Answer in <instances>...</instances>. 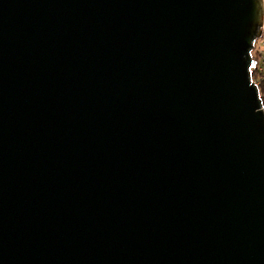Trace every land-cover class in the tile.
<instances>
[{
    "label": "water",
    "instance_id": "obj_1",
    "mask_svg": "<svg viewBox=\"0 0 264 264\" xmlns=\"http://www.w3.org/2000/svg\"><path fill=\"white\" fill-rule=\"evenodd\" d=\"M264 0H0V264H264Z\"/></svg>",
    "mask_w": 264,
    "mask_h": 264
},
{
    "label": "built area",
    "instance_id": "obj_2",
    "mask_svg": "<svg viewBox=\"0 0 264 264\" xmlns=\"http://www.w3.org/2000/svg\"><path fill=\"white\" fill-rule=\"evenodd\" d=\"M255 54V65L252 68L254 73L253 82L259 87L260 96L263 102L264 109V27L263 34L255 42V47L252 51ZM262 87V92H261Z\"/></svg>",
    "mask_w": 264,
    "mask_h": 264
},
{
    "label": "rangeland",
    "instance_id": "obj_3",
    "mask_svg": "<svg viewBox=\"0 0 264 264\" xmlns=\"http://www.w3.org/2000/svg\"><path fill=\"white\" fill-rule=\"evenodd\" d=\"M255 47V46H254ZM252 55H253V59L254 60H256V58H255V54L252 52ZM253 76H254V74H253V72H252V78H253Z\"/></svg>",
    "mask_w": 264,
    "mask_h": 264
},
{
    "label": "trees",
    "instance_id": "obj_4",
    "mask_svg": "<svg viewBox=\"0 0 264 264\" xmlns=\"http://www.w3.org/2000/svg\"><path fill=\"white\" fill-rule=\"evenodd\" d=\"M253 74H254V73H253ZM262 90H263V89H262V87H261V92H262Z\"/></svg>",
    "mask_w": 264,
    "mask_h": 264
}]
</instances>
